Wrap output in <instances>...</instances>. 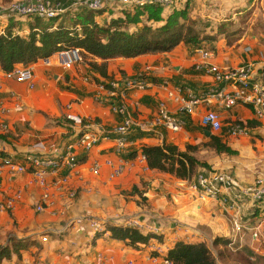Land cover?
Listing matches in <instances>:
<instances>
[{"label": "crops", "instance_id": "obj_1", "mask_svg": "<svg viewBox=\"0 0 264 264\" xmlns=\"http://www.w3.org/2000/svg\"><path fill=\"white\" fill-rule=\"evenodd\" d=\"M202 1L218 9L214 11L218 13H211L212 17L226 16L215 19L214 23L207 20L205 34H216L222 21L230 23L242 13H250L251 17L258 15L264 25V0ZM191 2L193 0H176L175 8L180 10L187 5L189 17L200 20V16L189 7ZM124 10L131 8L115 3L94 14V21L100 26L107 25L111 19L121 17ZM81 11L89 14L87 10ZM169 12V9H163L162 16ZM67 13L69 11L65 15ZM79 15L77 20L83 17ZM63 16L57 17V24L62 22ZM104 17L105 22L100 23V18ZM27 19L0 12V30L8 28L11 33L27 35L33 25L29 19L34 18ZM198 48L211 52L213 56L207 62L220 70L249 63L252 64L251 75L264 79L262 33H244L230 46L223 36L218 35L214 41L201 42ZM55 54L47 58V65L43 62L45 59L29 64L33 66L32 88L4 79V71L0 69V99L7 100L11 108L5 119L9 130L0 132V152L6 159L21 161L29 154L49 157L62 154L67 146L75 143L85 125L96 132L99 131L93 125L99 126L101 135H109L120 122V117L113 111L118 98L107 92L111 82L122 78L143 74L151 82L144 91L130 90L123 99L129 114L137 121L151 119L160 106L177 115L178 107L167 98L166 89L160 86L162 82L182 87L180 96L184 100L189 91L198 93L213 85L210 75L194 70V65L203 61L197 48L183 44L168 53L109 60L106 77L100 76L86 62L65 70L57 63ZM93 61L101 62L98 59ZM99 87H104L103 91H99ZM208 109L217 112L221 118V129L210 132L211 135L218 137L231 154L198 148L197 154L211 153V156L204 160L207 167L199 168L197 173H225L239 188L250 187L258 177H264V116L257 118L252 109L243 105L222 109L215 103H201L178 132L162 127L144 132L133 127L128 148L122 155L127 163L118 177H112L110 169L104 165L105 160L116 158L111 135L108 140L100 139L90 152L74 147L79 166L74 172L67 173L66 168H62L50 175L46 189L27 173L9 176L3 170L0 203L9 196L18 197L13 212L0 214V235L8 234L7 237H12L15 242L28 240L34 243L23 249L25 251L18 250L14 255L11 252L10 258L2 259L0 264H96L97 253L106 257V264H127L128 261L152 264L149 256L163 257L179 241L207 245L217 264H264V203L237 198L243 224L261 223L260 240H252L249 233L232 231L226 210L215 200L200 199L189 189L190 181L149 170L144 161H139L143 146L167 144L185 151L188 145L198 146L202 137L205 138L203 143L208 142L203 133L207 129L199 124ZM247 122L257 125L246 126ZM236 126L241 127L242 132L232 134V128ZM94 164H98L97 173L92 172ZM63 178L66 179L63 189L54 186ZM45 192L48 195L45 212L37 214L34 208ZM69 192L74 193L73 198H69ZM222 194L229 198L234 195L225 191ZM85 217L115 227H123L128 219L138 220L143 224L138 232L155 238L134 248L128 241L112 239L109 232L98 236L86 225H73L75 219ZM42 236L48 237L46 243L40 241Z\"/></svg>", "mask_w": 264, "mask_h": 264}, {"label": "built area", "instance_id": "obj_2", "mask_svg": "<svg viewBox=\"0 0 264 264\" xmlns=\"http://www.w3.org/2000/svg\"><path fill=\"white\" fill-rule=\"evenodd\" d=\"M115 3L123 7L141 8L146 5H158L163 9H171L176 0H68L67 5L59 8L57 2L51 0H17L0 7V12L10 17L18 18H37L42 21H51L56 19L65 12H77L87 10L90 12H99L108 7H112ZM57 8V9H56ZM197 52L203 58L201 63L194 65V70L204 72L212 77L213 85L201 89L198 93L188 92V98L182 99V87L172 85L168 81L162 82L160 86L166 89L167 98L177 105V115L168 112L163 106L157 109L155 115L147 121H137L133 118L123 99L130 90L144 91L151 86L146 76L138 75L135 77H127L109 84V96L117 97L118 103H115L113 111L120 117V122L111 131L109 135H101L100 127L93 125L99 132L90 130L89 125H85V129L79 133L73 145L67 146L64 153H60L55 157L45 155L29 154L25 155L21 161L6 159L0 157V176L2 171H6L9 176L17 174H29L34 181L43 189L49 187L47 181L50 175L56 171L66 168L67 173L74 172L79 166V161L74 153V147L84 152H90L100 141V139H110L113 141V149L116 155L115 160H105L104 165L110 169L112 177L120 176L124 171L127 161L122 155L128 148L129 134L133 127H137L141 131H151L157 127H162L171 132H178L187 121V118L194 114L196 107L201 104L215 103L222 109H229L236 105H243L253 110L254 115L261 119L264 116V79H258L251 75L252 64H242L235 68L220 70L216 66L207 62L213 54L203 49L197 48ZM57 63L65 70H71L74 66L82 61L81 53L78 49L60 51L55 54ZM44 64H48V60H43ZM3 78L12 80L15 83L26 84L29 88L33 87L34 75L32 65L18 64L9 71L3 72ZM104 87H99V91H103ZM1 89V84H0ZM11 108L8 107V101L0 99V132L6 133L9 128L5 119L10 115ZM80 122V120H78ZM199 124L202 128L210 132H218L221 129V118L219 114L213 110H206L201 116ZM102 132V131H101ZM232 134L242 132L241 127L232 128ZM144 161V157L139 158ZM93 173L98 172V164H94ZM66 185V179H59L54 186L63 189ZM189 189L196 193L200 199H212L217 201L229 214V223L232 231L236 234L244 232L249 233L252 240H260L261 223H252L245 226L240 215V203L237 198L245 197L256 204L264 203V177H258L254 184L247 188H239L237 183L227 174L217 171H208L197 173L196 176L188 183ZM1 188V181H0ZM222 191L232 192V198L227 195H221ZM237 192L239 194H237ZM69 198L74 197L73 192L68 193ZM16 196H9L0 203V214L13 212ZM48 201L47 193H43L40 201L34 208L35 213L41 214L45 212L46 203ZM231 212V213H230ZM73 225L85 226L89 228L94 235L101 236L108 232L107 223L95 218H77L73 221ZM124 228H133L141 230L143 224L138 220L128 219L124 222ZM41 240L45 243L46 236H42ZM157 252L156 250H153ZM158 254V253H157ZM152 264H167L160 256H149ZM96 264H106V257L97 253ZM127 264H135L128 261Z\"/></svg>", "mask_w": 264, "mask_h": 264}, {"label": "trees", "instance_id": "obj_3", "mask_svg": "<svg viewBox=\"0 0 264 264\" xmlns=\"http://www.w3.org/2000/svg\"><path fill=\"white\" fill-rule=\"evenodd\" d=\"M169 10V14L163 17V8L158 5L131 8L122 11L121 17L111 19L103 26L94 21V14L98 12L90 11L81 20H77L78 13L69 15L73 22L72 27H65L62 22L51 26L49 22L54 19L46 22L34 18L36 21L27 35L11 33L8 28L1 29L0 69L9 71L18 64H34L57 52L78 49L82 56L81 62H86L92 70L106 77V63L112 59L168 53L180 44L196 49L201 42L214 41L218 35L225 38L228 46L240 38L229 40L231 35L227 34L226 25H220L213 35L196 30V21L189 17L187 5L180 10L174 5ZM149 23L157 25L152 26ZM132 28L135 30L132 31ZM94 59L101 62L98 64ZM256 125L252 122L246 123V126ZM207 138L208 142L204 147L217 154H231L230 149L218 137L211 135ZM198 151V146L192 145H188L185 151H179L175 146L167 144L141 148L149 170L186 181H191L199 168L207 167L206 163L195 157ZM0 157L5 158L1 152ZM107 230L112 239L128 241L134 248L137 244H145L155 238L153 235H143L133 228L109 226ZM7 247H0V261L10 258L11 252L17 253L19 250L17 243L10 249ZM161 258L167 264H217L212 251L203 243L186 244L179 241Z\"/></svg>", "mask_w": 264, "mask_h": 264}, {"label": "rangeland", "instance_id": "obj_4", "mask_svg": "<svg viewBox=\"0 0 264 264\" xmlns=\"http://www.w3.org/2000/svg\"><path fill=\"white\" fill-rule=\"evenodd\" d=\"M14 1H17V0H0V5L10 4L11 2H14ZM51 1L53 3L57 2V5L59 6V8H62L63 6H66L67 2H68V0H66V1L65 0H51ZM207 4L208 3H206V2L203 3L202 0H198L197 2L193 0V2H191L190 6H189L193 11H195V14H198V16H200V20H197V19L195 20L196 21L195 22V29L198 30V31H201V32H202V30L205 32V29L207 27L206 24H208L207 20L210 21V22H213V21H215V19L218 18L217 16L212 17V15H211V13H213L215 11V9H217V8H215L214 5H210L209 6ZM218 12H214V13H218ZM73 13H78V15L80 14L79 16H82V15L84 16L86 14L83 11L69 12L66 15H65V13L61 14V15H64L63 19H62V23H64L65 27H72V23L73 22L70 21V16L69 15H73ZM219 16L220 17L218 19H220L222 17H224V18L226 17L225 14H222V15L219 14ZM56 19H54L53 22L56 23ZM25 20H28V19L25 18ZM29 20H31L32 23L36 21L34 19H29ZM105 20H106V17L100 18L99 21H100V23H102L103 21L105 22ZM260 21L261 20H260V17L258 15L251 17L250 13H242V14L237 15L235 17V19H233L232 22H230V23L229 22H224L223 23V21H222L221 25H226L227 34L232 36V37L229 36V40H233V39L235 40L238 37L243 36L244 33H248V32L249 33H257L258 32V33H262L264 35V25ZM50 25L52 26V25H54V23L51 22ZM250 29H251V32H250ZM132 31H133V29H132ZM0 32H1V30H0ZM17 32H20V31H17ZM203 139H205V138L202 137L201 142L199 144H197L198 148H202V150H207L208 151L209 149L207 147L203 146L205 144V142L203 143ZM205 141H207V140H205ZM210 156H211V153H207V154L206 153L197 154V152L195 153V157L197 159H199L201 162H204V160L206 161V159H208ZM7 235H0V247L6 245V246H8L7 248L10 249L12 247V245H15L17 243V247H19V250L20 251H25L23 249L28 248L29 244H33L34 243V242H29L28 240H25V241L21 240L19 242L18 241L15 242V240L12 237H10L11 239H9V237H7ZM13 241H14V243H13ZM40 241L42 243H44L42 240H40ZM47 241H48V237H47ZM13 255H14V253H13Z\"/></svg>", "mask_w": 264, "mask_h": 264}, {"label": "water", "instance_id": "obj_5", "mask_svg": "<svg viewBox=\"0 0 264 264\" xmlns=\"http://www.w3.org/2000/svg\"><path fill=\"white\" fill-rule=\"evenodd\" d=\"M203 133H204V135H205L206 137H210V136H211V133H210V131H208V130H204Z\"/></svg>", "mask_w": 264, "mask_h": 264}]
</instances>
